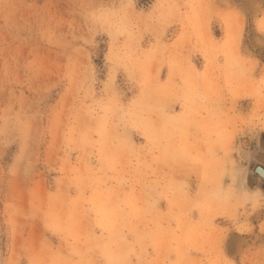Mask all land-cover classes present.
<instances>
[{"label": "rangeland", "instance_id": "374dc122", "mask_svg": "<svg viewBox=\"0 0 264 264\" xmlns=\"http://www.w3.org/2000/svg\"><path fill=\"white\" fill-rule=\"evenodd\" d=\"M259 152L264 0H0V264H264Z\"/></svg>", "mask_w": 264, "mask_h": 264}, {"label": "trees", "instance_id": "16d2710c", "mask_svg": "<svg viewBox=\"0 0 264 264\" xmlns=\"http://www.w3.org/2000/svg\"><path fill=\"white\" fill-rule=\"evenodd\" d=\"M155 3V0H138V7L143 10H149Z\"/></svg>", "mask_w": 264, "mask_h": 264}, {"label": "water", "instance_id": "95a60500", "mask_svg": "<svg viewBox=\"0 0 264 264\" xmlns=\"http://www.w3.org/2000/svg\"><path fill=\"white\" fill-rule=\"evenodd\" d=\"M263 153H261V152H259V153H257V155H256V158L262 163V161H261V159L260 158H258V156H260V155H262ZM264 164V163H263ZM256 173L260 176V177H262V178H264V168L263 167H257V169H256Z\"/></svg>", "mask_w": 264, "mask_h": 264}, {"label": "bare ground", "instance_id": "6f19581e", "mask_svg": "<svg viewBox=\"0 0 264 264\" xmlns=\"http://www.w3.org/2000/svg\"><path fill=\"white\" fill-rule=\"evenodd\" d=\"M259 158H260L261 161L264 163V153H263L262 155H260Z\"/></svg>", "mask_w": 264, "mask_h": 264}]
</instances>
